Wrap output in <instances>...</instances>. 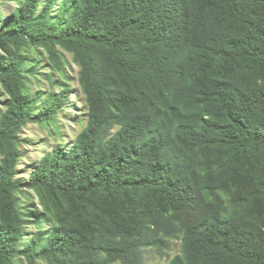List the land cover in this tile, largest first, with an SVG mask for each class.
I'll list each match as a JSON object with an SVG mask.
<instances>
[{"label": "trees", "instance_id": "trees-1", "mask_svg": "<svg viewBox=\"0 0 264 264\" xmlns=\"http://www.w3.org/2000/svg\"><path fill=\"white\" fill-rule=\"evenodd\" d=\"M8 1L0 264H144L171 240L168 264H264V0ZM63 53L86 125L19 178L21 131L72 108Z\"/></svg>", "mask_w": 264, "mask_h": 264}, {"label": "rangeland", "instance_id": "rangeland-1", "mask_svg": "<svg viewBox=\"0 0 264 264\" xmlns=\"http://www.w3.org/2000/svg\"><path fill=\"white\" fill-rule=\"evenodd\" d=\"M1 4H4V14H10L15 9V5L8 0H0ZM1 53V50H0ZM66 58L65 77L58 72L53 71V80H67L71 87L70 105L71 109H66L56 120V125L48 128H42L36 124H29L25 127L21 133L20 138L22 140H29L30 143H21L18 145L19 151L22 153L23 158L19 161L18 170L19 178L28 179L29 174L33 171L34 166L42 159L43 155L53 151L57 146L66 147L73 145L77 139V136L81 133L87 121V110L84 104L83 95L78 83L79 68L72 62V56L63 53ZM30 55L40 60V67L46 68L42 71L41 82L37 85L31 81V87L33 93L37 91L49 92L51 90L49 82L46 77L50 70V62L48 54L42 50H30ZM59 89L56 87L55 91ZM7 95L2 91L0 86V100L4 102L7 99ZM0 108H3L0 105ZM53 130V131H52ZM3 156L0 154V161ZM237 194L233 192L207 195L209 200L216 198H222L226 202H229ZM27 235L35 231V227L30 225L26 226ZM28 236H26L27 238ZM182 245L181 240H171L170 248L165 250L162 254H159L156 250L150 249L145 251L144 264H168L175 256L181 255ZM120 264V263H118Z\"/></svg>", "mask_w": 264, "mask_h": 264}]
</instances>
